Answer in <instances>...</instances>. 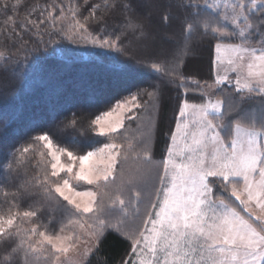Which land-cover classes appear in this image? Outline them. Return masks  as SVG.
<instances>
[{
	"label": "snow or ice",
	"instance_id": "obj_1",
	"mask_svg": "<svg viewBox=\"0 0 264 264\" xmlns=\"http://www.w3.org/2000/svg\"><path fill=\"white\" fill-rule=\"evenodd\" d=\"M226 7L230 13L218 12L209 0L203 6L194 0H83L68 7L72 22L65 28L62 4L48 5L33 18L39 4L0 0V15L6 18L0 58L6 65L14 61V72L36 63L28 53L39 51V44L47 49L59 38L72 43L85 40L115 53L113 63L120 75L130 73L119 60L126 56L157 79L148 88L129 90L106 109L90 114L82 134L91 132L103 139H90L74 150L41 132L5 157L0 163V197L8 208L0 213V249L4 250L0 264H71L69 253H80L82 245L80 264H85L110 229L131 242L130 255L135 258L123 264H264V0H241ZM174 8L186 12L182 23L188 25L189 34L202 28L200 35L209 47L215 41L213 67L223 66L224 55L228 56L230 70L237 73L234 94L239 100L227 110L223 99H212L214 92H202L199 104L178 101L159 185L143 194L147 201L142 226L129 228V220L141 216V191L133 190L134 199L126 203L120 188L114 195L104 190L115 184L129 152L139 147L136 159L152 163L151 132L147 138H129L127 132L140 119L145 103L158 100L163 84L183 82L175 52L156 47L160 29L172 24ZM21 9L24 18L16 23L14 17ZM205 10L210 14L201 16ZM28 33L40 38L35 48H29ZM129 44L142 55H134ZM183 47L191 51L190 43ZM226 82L232 84L231 77L217 70L215 91ZM145 96L147 101L142 100ZM256 98L258 111H249L245 105ZM190 114H195L194 120H189ZM83 119L74 115L63 127L75 129ZM117 138L122 142L117 143ZM30 154H35L34 175L22 178ZM14 178L19 182L12 183ZM137 182L147 187L143 174ZM33 197L39 199L29 202ZM46 208L50 215L44 223L41 215ZM77 227L89 231L78 232ZM90 241L96 243L89 247Z\"/></svg>",
	"mask_w": 264,
	"mask_h": 264
},
{
	"label": "trees",
	"instance_id": "obj_2",
	"mask_svg": "<svg viewBox=\"0 0 264 264\" xmlns=\"http://www.w3.org/2000/svg\"><path fill=\"white\" fill-rule=\"evenodd\" d=\"M83 3V0H26L29 5L39 4V9L34 13L33 18L39 16L40 10L53 3L65 6V17L63 24L67 28L72 22L71 12L68 7L73 3ZM103 3V0H96ZM195 3L203 6L204 0H194ZM167 3V0H164ZM59 15V9L56 12ZM87 14L86 12L84 13ZM210 10L201 12V16H207ZM258 14V13H257ZM24 11L21 9L18 16L14 17L16 23L24 18ZM158 17V13L154 14ZM186 15L184 9L172 10V24L166 27L168 32V43L175 49V54L182 64L183 82L176 79L175 83H165L161 86L158 100L145 103L140 113V119L131 124L127 135L132 137H148L153 145L152 167L156 164L151 178L158 182V175L162 168V159L166 155V145L169 142L170 129L175 128L176 115L178 113V101L188 99L189 103H201L200 95L203 92L202 87L213 82V64L215 57V41L209 47L207 40L200 35L202 28L197 30L193 28L189 34L186 29L187 24L182 23ZM5 17L0 15V41L4 35ZM159 22V21H157ZM11 26L12 22H8ZM165 29V28H163ZM156 41V47L169 51L166 41L160 37ZM29 48H35L39 44L40 38L32 36ZM28 38V37H26ZM47 42V36L44 37ZM170 41V42H169ZM191 44V51L185 47ZM128 47L136 56L142 55V52L136 49L132 44ZM39 51L29 52V60L36 58V63L23 65L21 69L13 71L14 61H9L7 65L0 58V69L7 67V71H0V163L5 162V157L15 148L24 146L26 142L34 135L41 132H48L54 142L60 146H67L77 150L83 148L90 139H103L96 137L94 133L82 134V128L86 127L87 121L92 118L90 114L96 113L97 109H106L109 104H114L116 100L128 95L129 90L135 92L137 88H148L149 85L157 83L156 74L146 67H136L132 60L126 56L119 57L120 62L126 64L130 73L120 75V69L113 63L116 57L115 53L107 49L94 47L85 40H79L72 43L67 39L56 38L55 43L49 44L45 49L39 44ZM170 52V51H169ZM23 56H21V60ZM217 98L225 101V110L233 107L239 100L234 94V88L230 84H223L217 91ZM143 101H147L145 96ZM249 111L259 109V98L254 99L248 105H245ZM84 118L82 123H78L75 129H65L63 125L69 120ZM137 125H140L138 128ZM117 143L122 142L117 138ZM127 148V143H125ZM88 150V149H85ZM139 147L136 152H139ZM136 152L128 153V160L122 166V170L117 172L115 184L109 185L104 191L108 195H114L117 188L122 190L125 187L123 196L126 203L134 199L131 188L135 184V174L143 163L136 159ZM35 154H30V163L26 164L21 171L22 178L34 175L32 163ZM150 169V170H151ZM157 171V173H155ZM26 174V175H25ZM3 175L0 170V176ZM157 175V178L155 176ZM132 181L130 184L129 181ZM15 178L12 183H18ZM147 187L142 184L138 189L142 193V202L140 204L141 216L130 219L128 224L134 226L140 224L144 215L147 197L145 192L152 191L156 185L149 181ZM120 183L123 185L120 186ZM130 188L129 192H126ZM39 199L33 197L29 200ZM108 197L105 196L107 202ZM234 199V198H233ZM55 207V202H53ZM8 205L0 197V213L6 212ZM129 212L134 213L135 209L129 206ZM50 213L47 208L41 215V221L47 223ZM114 213L110 219L115 220ZM92 222L91 218L88 223ZM25 226V225H22ZM30 227V225H27ZM53 227L58 228V224ZM131 252V242L118 232L111 229L98 242L93 253L88 257L85 264H123L128 259ZM4 250L0 249V259L3 258Z\"/></svg>",
	"mask_w": 264,
	"mask_h": 264
},
{
	"label": "rangeland",
	"instance_id": "obj_3",
	"mask_svg": "<svg viewBox=\"0 0 264 264\" xmlns=\"http://www.w3.org/2000/svg\"><path fill=\"white\" fill-rule=\"evenodd\" d=\"M239 2H241V0H209V3H211L212 4V6H213V8H217V11L218 12H220V13H230V11H231V9L230 8H228V7H226V5H230V4H232V3H239ZM229 27H230V25H228ZM163 31H162V33H161V39L165 42L166 41V43H167V46H168V48H169V51L170 52H174L175 51V49H174V47L172 48V45H170L169 43H168V36H164L165 35V32H168L167 30H166V28L165 29H162ZM170 42V41H169ZM253 46H257V45H253ZM162 47V46H161ZM160 47V48H161ZM162 48H164V47H162ZM159 49V48H158ZM176 52V51H175ZM216 59V53H215V57H214V60ZM227 61H228V56L227 55H224V64H223V66H220L219 64H217L215 67H213V77H214V80H213V82H211V83H209V84H207V85H204V87H202V90H203V93H209V94H211V93H213L214 92V95H212V99L213 100H215V99H217V97L215 96L216 95V93H217V91H215V89H216V85H215V79H216V71L218 70V71H220L221 72V74H224V73H227V75L229 76V77H231V79H232V84H230V85H232V87L234 88L235 87V79H236V75H237V73L236 72H233V71H231L230 69H231V66L227 63ZM243 72H244V74H246V70H243ZM231 73H234L235 74V76H232L231 75ZM225 84H228L227 82L225 83ZM221 86V85H220ZM220 86H219V88H220ZM190 104H192V103H190ZM195 119V114L193 115V117H192V119L191 120H194ZM46 151V150H45ZM63 160H66V157H62V161ZM151 163L150 164H144V163H142L141 164V167L139 168V172L138 173H136L135 174V177H136V181H137V178L138 177H140L141 176V174H143V177H144V180L145 181H149L153 186L154 185H156V186H158L159 185V180H158V182L156 183L155 182V179L154 178H151L152 177V175L154 174V170L155 169H158L157 167H156V164H154L153 166L154 167H152V169H151ZM151 169V170H150ZM161 171H162V168H161ZM155 173H157V171L155 172ZM155 178H157V175L155 176ZM143 183H138V182H136L135 184H133V185H135V188L133 187V185H130V186H132L131 188H134V189H138V187H140L141 185H142ZM123 184L122 183H120V186H122ZM87 187V186H86ZM124 189H125V187H122V190L124 191ZM153 190V189H152ZM126 192H129L130 191V188H128L127 190H125ZM151 191V190H150ZM124 195L123 196H126V194L125 193H123ZM154 194V193H153ZM140 225L142 226V222L140 223ZM132 226H130V223H129V228H131ZM78 232H86V231H89V229H87V227L84 229V230H81V229H79L78 227H77V229H76ZM92 243H96L95 241H90L89 242V244L87 245V246H91V244ZM83 247H84V245H82L81 246V252L80 253H75V252H72V253H69V261L71 262V264H80V261L83 259ZM95 250V248L93 249V251ZM93 251L89 254V256L93 253ZM130 254H131V252H130ZM88 256V257H89ZM135 257H132L131 255H129V257H128V259L127 260H129V259H134Z\"/></svg>",
	"mask_w": 264,
	"mask_h": 264
},
{
	"label": "crops",
	"instance_id": "obj_4",
	"mask_svg": "<svg viewBox=\"0 0 264 264\" xmlns=\"http://www.w3.org/2000/svg\"><path fill=\"white\" fill-rule=\"evenodd\" d=\"M244 70H246L247 71V69H246V67H245V69ZM231 75L232 76H235V74L234 73H231ZM193 115L194 114H190V116H189V120H191L192 119V117H193ZM192 130H195V127L193 126V129ZM207 151H211V147H209L208 149H207ZM253 207H255V205H253ZM257 211H259L258 209H257Z\"/></svg>",
	"mask_w": 264,
	"mask_h": 264
}]
</instances>
